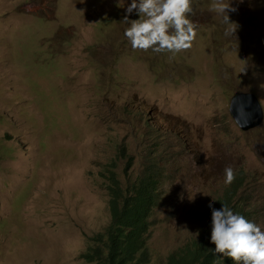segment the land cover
<instances>
[{
	"label": "rangeland",
	"instance_id": "374dc122",
	"mask_svg": "<svg viewBox=\"0 0 264 264\" xmlns=\"http://www.w3.org/2000/svg\"><path fill=\"white\" fill-rule=\"evenodd\" d=\"M191 2L197 37L173 55L131 48V0H0V264H86L110 168L120 189L159 182L146 264L200 236L226 167L264 231V118L242 131L229 113L251 92L264 114V0H230L234 36L213 0Z\"/></svg>",
	"mask_w": 264,
	"mask_h": 264
},
{
	"label": "clouds",
	"instance_id": "9594fccd",
	"mask_svg": "<svg viewBox=\"0 0 264 264\" xmlns=\"http://www.w3.org/2000/svg\"><path fill=\"white\" fill-rule=\"evenodd\" d=\"M134 10L139 18L128 20L127 14ZM210 11L220 16L226 25H234L225 32V35L234 36L238 25L230 22L228 13L237 9L232 7L230 0H213ZM192 13L191 0H131L124 17V22L129 25L124 36L133 50L151 49L173 55L187 51L197 37L198 25L189 19ZM245 71L246 65L240 73ZM234 179V170L226 167L225 185H230ZM208 207L211 209L210 243L215 245L214 254H223L236 264H264V231L227 206L214 209L210 203Z\"/></svg>",
	"mask_w": 264,
	"mask_h": 264
},
{
	"label": "trees",
	"instance_id": "16d2710c",
	"mask_svg": "<svg viewBox=\"0 0 264 264\" xmlns=\"http://www.w3.org/2000/svg\"><path fill=\"white\" fill-rule=\"evenodd\" d=\"M122 153L125 158L124 150L119 147L115 162L122 160ZM106 174L110 193V222L102 232L90 237L91 245L82 255L84 261L86 264H146L149 262V254L145 235L151 225L152 212L161 199L159 182L154 178V172H149L136 179L126 190L128 187L120 189L117 174L111 168ZM240 179L237 177L228 185L227 191L213 203L212 208L227 206L234 213L253 222L251 211L236 208L234 202L235 193L244 183ZM208 215V226L200 236L172 253L166 264H236L223 254H214L215 245L210 243L211 209Z\"/></svg>",
	"mask_w": 264,
	"mask_h": 264
},
{
	"label": "water",
	"instance_id": "95a60500",
	"mask_svg": "<svg viewBox=\"0 0 264 264\" xmlns=\"http://www.w3.org/2000/svg\"><path fill=\"white\" fill-rule=\"evenodd\" d=\"M247 94L236 93L230 101L229 113L242 131H247L254 127L255 117H259V113L255 116L254 111L250 112L253 109H259V107L254 105V102L257 100L255 97H252L250 100H247ZM260 121V120H259ZM260 122L256 124L259 125ZM255 126V127H256Z\"/></svg>",
	"mask_w": 264,
	"mask_h": 264
},
{
	"label": "bare ground",
	"instance_id": "6f19581e",
	"mask_svg": "<svg viewBox=\"0 0 264 264\" xmlns=\"http://www.w3.org/2000/svg\"><path fill=\"white\" fill-rule=\"evenodd\" d=\"M237 93H239V94H245V93H243V92H237ZM235 94H236V93H235ZM235 94H234V95H235ZM246 94H247L246 101H247V100H250L252 97H255L257 100L254 102V105L257 106V107H259V109H253V108H251L252 110H250V112L254 111L255 116L259 113V117H258V116L255 117V124H254V127H253V129H254V128H257V127L262 123V121H263V118H264L263 109H262V106H261V104H260V102H259V100H258V98H257V96H256L255 94H253V93H251V92H247ZM234 95H233V96H234ZM259 120H260V121H259ZM258 122H260V124L256 126V124H257ZM255 126H256V127H255ZM251 129H252V128H251ZM249 130H250V129H249ZM247 131H248V130H247Z\"/></svg>",
	"mask_w": 264,
	"mask_h": 264
}]
</instances>
